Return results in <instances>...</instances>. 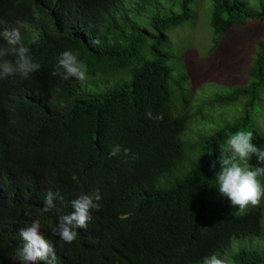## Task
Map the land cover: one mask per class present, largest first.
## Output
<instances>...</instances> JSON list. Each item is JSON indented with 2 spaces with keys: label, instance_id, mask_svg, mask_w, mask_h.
I'll return each mask as SVG.
<instances>
[{
  "label": "trees",
  "instance_id": "1",
  "mask_svg": "<svg viewBox=\"0 0 264 264\" xmlns=\"http://www.w3.org/2000/svg\"><path fill=\"white\" fill-rule=\"evenodd\" d=\"M194 1L181 0L172 14L155 12L140 26L124 14L119 21L123 0H0V32L18 29L41 64L28 79L0 80V264H20V229L36 219L55 246L56 264H203L213 253L224 254L234 237L262 236L264 202L240 213L219 193V164H211L239 130L252 131L264 149L257 125L264 41L250 81L207 101L214 109L244 101L241 116L212 128L201 116L208 128L190 140L186 65L163 45L172 29L194 19ZM140 2L146 9L154 4ZM250 20L264 22V0L256 10L237 0H213L211 50ZM0 46L12 47L3 37ZM66 50L86 65L87 84L51 75ZM106 82L109 88L100 90ZM203 106L206 101L197 112ZM149 110L163 120L148 119ZM116 144L138 159L110 156ZM250 164L264 166L255 157ZM97 188L102 207L91 212L87 229H77L71 244L53 236L59 217L74 211L71 201ZM49 190L64 199L45 212ZM235 262L264 264V250L242 249Z\"/></svg>",
  "mask_w": 264,
  "mask_h": 264
},
{
  "label": "rangeland",
  "instance_id": "2",
  "mask_svg": "<svg viewBox=\"0 0 264 264\" xmlns=\"http://www.w3.org/2000/svg\"><path fill=\"white\" fill-rule=\"evenodd\" d=\"M145 4L150 0H142ZM154 4L142 7L140 0H123L120 11H116L119 21L124 14L140 26H147L150 15L155 12L172 14L180 11L177 3L181 0H152ZM247 9H258L261 0H237ZM195 13L194 19L185 21L182 25L169 32V43L163 45V49L170 50L177 57H183L189 82L188 91L190 101L187 118V138L198 137L199 131L208 128L206 121L202 122L201 116L209 119V128L219 124L233 121L237 115L241 116L244 101H239L236 108L226 106L224 109L215 108L207 101L213 97L231 93L236 86L246 85L250 81L249 70L258 51V45L264 41V22L250 20L246 25H235L232 30L224 35L220 45L211 50L213 45V29L210 24L213 0H195L191 5ZM122 21V20H121ZM149 32L152 28L149 26ZM181 64V63H180ZM88 75V74H87ZM92 81H100L102 78H91ZM87 80L86 83L87 84ZM110 83L102 85L100 90L108 89ZM206 101L197 112L198 104ZM260 116L257 120L258 127L264 132V95L259 103ZM231 107V108H230ZM238 117V118H239ZM236 118V120L238 119ZM264 184V178H260ZM264 202V200H262ZM262 205V204H261ZM249 206L247 209H249ZM262 236L234 237L231 246L224 254H218L226 261V264H237L235 256L242 249L264 250V214L262 215Z\"/></svg>",
  "mask_w": 264,
  "mask_h": 264
},
{
  "label": "clouds",
  "instance_id": "3",
  "mask_svg": "<svg viewBox=\"0 0 264 264\" xmlns=\"http://www.w3.org/2000/svg\"><path fill=\"white\" fill-rule=\"evenodd\" d=\"M0 37L6 40L12 47L0 46V80L19 77L21 80L28 79L31 74L41 68V64L35 62L30 49L20 41L18 29L4 30ZM37 37L34 36L33 42ZM99 43V41H95ZM12 55L13 60L4 59ZM52 76H61L67 80L74 78L84 84L88 80L86 65L79 59L78 53L71 50L62 52L57 57L56 70ZM148 119L162 121L163 114H153L151 110L146 113ZM252 131L239 130L230 135L226 144L220 146L218 161H213L211 167L216 172V186L219 193L230 201L232 207L237 208L240 213L245 212L249 206H258L264 200V166H253L250 161L256 158L259 165H264V149L253 142ZM112 157L121 156L126 159L136 160L138 154L133 153L130 148H122L119 144L114 145L109 152ZM211 155V154H209ZM64 197L59 191L49 190L44 198V211L47 212L54 207V201H62ZM100 190L93 189L91 192L82 193L71 201L74 209L70 214L61 215L57 225L51 229L53 236L71 244L78 237L77 229H87L92 219L91 212L99 211L102 207ZM39 219L34 220L30 226L20 229L19 235L23 245L18 249L17 256L20 264H37L39 261L45 264H56L57 256L52 241L45 237L42 232ZM203 264H226L218 254L205 257Z\"/></svg>",
  "mask_w": 264,
  "mask_h": 264
}]
</instances>
